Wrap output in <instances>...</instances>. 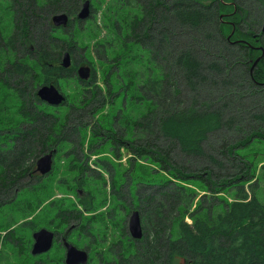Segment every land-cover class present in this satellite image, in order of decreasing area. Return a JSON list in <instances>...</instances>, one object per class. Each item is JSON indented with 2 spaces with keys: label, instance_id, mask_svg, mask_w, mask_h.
I'll use <instances>...</instances> for the list:
<instances>
[{
  "label": "trees",
  "instance_id": "16d2710c",
  "mask_svg": "<svg viewBox=\"0 0 264 264\" xmlns=\"http://www.w3.org/2000/svg\"><path fill=\"white\" fill-rule=\"evenodd\" d=\"M84 1L0 0V208L13 222L45 211L85 230L94 209L80 189L105 186L104 198L122 207L128 198L139 212L142 237L110 241L95 264H264V161L242 152L264 143V0H107L106 33L77 48L71 31ZM57 13L68 15L66 26L52 24ZM79 50L108 65L110 97ZM81 60L87 80L76 73ZM73 76L83 87L74 102L37 97L39 86ZM91 115L95 141L85 145L82 119ZM114 146L126 149L127 165L110 158L120 157ZM53 150L76 198L57 199L51 215L52 206L41 207L49 183L38 180L50 174L39 175L34 161ZM198 190L209 196L196 200ZM15 227L0 218V244L17 241Z\"/></svg>",
  "mask_w": 264,
  "mask_h": 264
},
{
  "label": "rangeland",
  "instance_id": "374dc122",
  "mask_svg": "<svg viewBox=\"0 0 264 264\" xmlns=\"http://www.w3.org/2000/svg\"><path fill=\"white\" fill-rule=\"evenodd\" d=\"M106 1L107 0H103V2L99 4L97 0H90V4L96 9V11L93 12L91 16L86 18L85 20L75 19V21L73 22L75 24V28L71 31V33L73 34V38L76 41L77 48L90 45L92 41L101 38L106 33L107 28L102 30V27L104 25L103 19L106 20L107 18V15H103L104 5ZM79 28L82 30L81 35L77 32ZM177 31L179 35L180 32L184 35L186 32L182 29L181 31ZM196 39L199 38L197 37ZM191 44L192 43H190V45ZM79 53L81 54L80 50ZM81 55L86 57L91 62L94 71L97 73L98 83L100 88H102L103 95L107 98L110 97V94L114 91L115 87H112L111 91L109 92L103 83L105 71L107 68H109L108 65L102 63V60L99 59L98 56L93 57V55L89 54L88 51H83ZM85 62L86 61L81 60V63L79 65ZM57 88L59 89L60 93L66 96L67 103L74 102L80 96L81 90L83 89L82 85L79 82V79H77V76L67 78L66 80H61L57 85ZM254 105V101H251L250 107H253ZM107 108L109 109V107L105 106L103 110L107 111ZM92 119V115L85 116V118L82 119V131L83 134L85 133V145H87L90 140L95 141V138L91 136V129L94 128V122H92ZM98 119L96 120V122H98ZM117 148L118 146H114V149ZM118 150L120 153V157H115V154L113 155L114 157L110 158L114 160L115 164H122L123 166L127 165L130 157L126 149L124 147H119L117 150H115V153H117ZM83 151L84 153H87L86 148ZM52 152V168L48 173L50 174L49 178L38 179L40 184H46L45 182L49 183V186L47 185L49 187L47 188V192H49L50 195L47 200H44L42 202L41 207L46 208L52 206L51 215L59 206V198H61L60 200H74L76 198V196L74 197L73 193L70 190V188L73 187L74 183H72L69 189L66 187V185L61 183L62 178L68 179L70 177H66L67 170H65L64 167V160L58 158V155L55 156L54 150ZM242 152L246 153V156L249 157L255 164L257 163L258 165H261L264 161V143L262 142L255 140L252 141L248 148L246 150H243ZM101 155L110 156L108 153H101ZM88 157V159H90L88 161V164H92L91 166L93 167L96 156L88 154ZM36 160L34 161V164L36 163ZM140 163L146 164L144 161H141ZM154 170L156 171L157 175L167 176V173L160 170L159 167H156ZM37 173L39 174V172ZM104 175L106 176V178H109L110 176L109 173L106 172H104ZM113 175L115 176V178H118V170L113 171ZM104 190L105 194H108L109 188L105 186L98 187L95 190H87V192L83 189H80L79 197L86 203L87 206L94 209V211L89 214L90 220L86 223L88 227L85 230H79L76 225H71V223L67 225V223L60 224L56 223L55 220H47V215H43L45 211L39 214L41 216H37L36 218H33V216L28 218L20 217L14 219L13 222V214H10L11 209H6L5 207L2 208L0 210V218L2 219L4 224L7 227L16 226L15 228L20 229V232H17V241H15L14 243L8 242L5 244H0V262L2 264H33L34 259L36 258L39 262H43V264H64V249L62 247L61 238L64 234V231H67L73 226L74 228L69 232L66 240H68V242H71L77 248L83 250H86L85 246L89 245V248H87L86 250L88 252V257L93 256L90 264H95L97 262L98 256H107L105 252L107 251L106 248L110 241L119 239V241L125 242L126 239L131 237L128 232V220L132 208L128 206V198L126 199L127 204L124 205V207L115 205V199L111 198L110 196L104 198ZM120 192L122 191L120 190ZM197 192H199V194L197 195L196 200L201 198V195H204L205 197L209 196V192L205 190H198ZM124 194H126V192H124ZM70 196L73 197L71 198ZM68 197H70L71 199ZM5 210L8 211L6 212ZM24 219H26L27 221H33L34 225L27 224L26 222H24ZM70 220L71 219H69V221ZM41 227H47L53 231V244L51 249L47 252L38 255H32L30 251L33 244V238L31 236L33 231L31 229L33 228L35 231L36 229H39ZM86 231L87 235L85 236L84 232ZM101 236L104 239H101ZM94 251L96 252V254H93Z\"/></svg>",
  "mask_w": 264,
  "mask_h": 264
},
{
  "label": "water",
  "instance_id": "95a60500",
  "mask_svg": "<svg viewBox=\"0 0 264 264\" xmlns=\"http://www.w3.org/2000/svg\"><path fill=\"white\" fill-rule=\"evenodd\" d=\"M90 6V0H85L76 15L77 19L85 20L88 18L90 15ZM68 20L69 17L66 13H57L52 16V24L56 27L66 26ZM258 60L259 58L254 60L252 67L256 65ZM70 65V54L65 52L61 60V66L68 68ZM76 73L81 80H87L90 76V67L86 65L78 66ZM36 95L42 102L50 106H58L64 101V95L52 84L39 86L36 90ZM52 154V151L47 152L36 160V171L40 175H46L50 172L52 168ZM128 232L133 239H140L142 237V226L137 210H133L130 213ZM32 238L33 244L30 252L32 255H38L47 252L52 247L54 234L46 228H41L32 233ZM63 246L65 249L64 264H87L89 258L87 251L77 248L65 239H63Z\"/></svg>",
  "mask_w": 264,
  "mask_h": 264
},
{
  "label": "flooded vegetation",
  "instance_id": "af4514ba",
  "mask_svg": "<svg viewBox=\"0 0 264 264\" xmlns=\"http://www.w3.org/2000/svg\"><path fill=\"white\" fill-rule=\"evenodd\" d=\"M41 176H43V175H41ZM45 176V175H44ZM2 208H0V210H1ZM133 210H131V212H132ZM41 228H46V229H48V230H50L49 228H47V227H41ZM41 228H39V229H41ZM36 230H38V229H36ZM35 230V231H36ZM50 231H52V230H50ZM34 232V231H33ZM32 232V233H33ZM53 232V231H52ZM32 236V235H31ZM63 239H65L66 240V238L64 237V236H62V238H61V242H62V247H63V249H64V246H63ZM68 241V240H67ZM71 243V242H70ZM64 254H65V249H64Z\"/></svg>",
  "mask_w": 264,
  "mask_h": 264
}]
</instances>
